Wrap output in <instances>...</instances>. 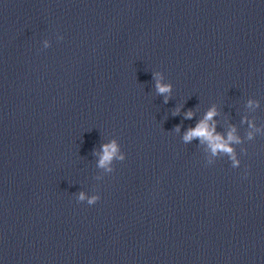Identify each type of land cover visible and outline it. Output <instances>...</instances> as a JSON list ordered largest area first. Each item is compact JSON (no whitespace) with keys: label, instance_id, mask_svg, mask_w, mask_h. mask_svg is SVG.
<instances>
[{"label":"clouds","instance_id":"obj_1","mask_svg":"<svg viewBox=\"0 0 264 264\" xmlns=\"http://www.w3.org/2000/svg\"><path fill=\"white\" fill-rule=\"evenodd\" d=\"M62 39V37H61ZM153 79L155 80V89L158 95L165 96V103L169 98L172 91V85L162 82V77L160 73H153ZM253 104L249 101V107ZM258 106V105H257ZM217 115L215 107L208 110L204 118L200 120L194 128H189L184 136L183 140L185 143L191 142L193 139H199L202 143H207L209 150L212 155L215 156L218 153H225L231 159V166L233 168H238L240 166V161L236 157L234 149L230 146L232 143H240L237 136L234 135L235 129L233 128L227 134V139H225L221 134L217 133L215 130V124H210L213 118ZM193 113L189 111L186 114L187 119H191ZM251 126V125H250ZM179 131V127L176 129ZM252 138V134L249 133V139ZM96 154V153H94ZM125 159V154L121 151L120 145L116 140H112L109 143L103 144L101 146V152L99 153V159L97 166L104 169L107 172H112L111 167L114 160L123 161ZM86 200L85 193L81 192L78 196L79 202H84ZM100 200L99 195H93L87 198L88 205H94Z\"/></svg>","mask_w":264,"mask_h":264}]
</instances>
